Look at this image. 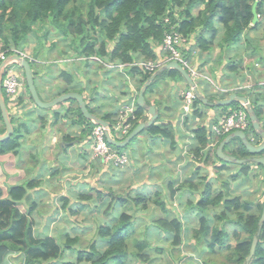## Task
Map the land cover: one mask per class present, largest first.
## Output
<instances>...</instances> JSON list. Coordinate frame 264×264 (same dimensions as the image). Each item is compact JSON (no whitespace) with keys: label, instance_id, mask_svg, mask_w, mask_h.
Instances as JSON below:
<instances>
[{"label":"trees","instance_id":"obj_1","mask_svg":"<svg viewBox=\"0 0 264 264\" xmlns=\"http://www.w3.org/2000/svg\"><path fill=\"white\" fill-rule=\"evenodd\" d=\"M77 1L82 3V0H0V43L2 48L20 49L21 40L25 38L27 31L34 30L38 25L45 35L46 25L51 24L64 38L69 39V48L75 52L76 56L86 59L97 57L105 62L128 64L137 59H156L158 56L156 46L161 45L164 32L167 30V25L163 23L165 17L177 25V30L189 41V47H197L199 52H206L212 48L211 44L217 38L220 39L218 44L222 46L221 48L231 46L239 40L240 35L243 36L246 31L258 26V23L254 26L251 25V5L254 0H88L85 5L86 15L82 13L81 7L76 5ZM194 8L197 9L195 12L192 11ZM256 11L259 17L264 16V0H258ZM216 24H219V27H216ZM91 31L96 36H91ZM186 52V56L191 55L190 49ZM196 70L198 71V69ZM231 70L233 71V67ZM167 72L169 75L182 78L175 70ZM128 73L138 75L140 85L147 81L152 74V72L139 67H131ZM163 74L160 73L156 79H160ZM62 77H65L68 83L73 81V77L67 76L65 72ZM206 83L209 85L208 82ZM211 89L213 90V88ZM212 97L211 95V101L215 99ZM8 103H6L7 108ZM194 104H201V101L196 99ZM135 105L134 116L136 119L130 120L129 118L128 121L131 123L129 133L146 118L145 108L138 106L137 103ZM251 106L260 120L261 108L258 100L252 99ZM230 107L243 108L239 102H234ZM226 108L222 107L224 110ZM78 114L85 120L80 111ZM11 117L10 115L14 127L13 134L9 139L0 142V154L16 155L19 152L21 145L19 140L22 136ZM85 121L91 128L92 123L88 120ZM0 123L2 124L1 132H3L1 112ZM147 132L152 136L159 135L164 139L168 137L172 139L170 136L172 134L161 125L153 124L147 128ZM252 133L259 138L253 130ZM195 134L200 149L197 148L193 151L195 153L193 157L198 158L195 160L205 161L208 156L200 154V150L207 145L208 141L205 130L199 128ZM224 137H221V141ZM230 142L239 143L238 155L236 154L238 158L264 156V151L256 155L247 152L238 138H234ZM201 156H203V160L200 159ZM216 158L220 160L217 156ZM251 165L255 164L237 165L236 173L229 178L215 177L218 182L216 188H212L206 177L201 179L206 180L201 184V188L193 187L187 181L181 182L176 187L169 184L167 192L169 198H172L169 203L171 207L168 206L169 204L167 205V194L164 191L159 193V188H156L157 192L149 197L142 194L134 198L126 197L127 199L124 196L114 197L109 205L110 209L116 201L122 206L130 203L132 204L130 208L133 209L132 214H116L118 222L112 229L109 227L99 229V231L106 229L99 232V239L104 241L103 249L97 250L92 242L88 251L79 250L77 252L74 250L76 257L74 262L64 261L66 255L64 247L67 246L73 250L76 238L67 236L65 243H58L51 237H36L32 232V222L21 211L22 207H25L23 202L26 191L35 183L6 184L5 195H3V188L0 187V264H9V259L19 261L18 264H123V260L127 257V239L131 236L133 223L140 219L137 216L138 211L146 210L149 202L159 207L163 217L151 219L145 224V228H147L145 233H148L150 227H153V231L157 232L159 236L156 240H160L162 244L152 247L148 243L150 233L144 234L140 240L132 239L131 244L136 249L132 251L130 257L135 261L147 263L151 258L148 254L143 255V251L154 249L157 254L166 253L175 264L173 259L178 262L179 258L172 252L175 250L180 252L177 248L181 243L186 242L185 239L189 233L195 243L197 238L194 232L196 231V234L204 232L211 256L217 254L224 258L225 262L220 264H226L228 261L230 262L228 264H244L251 240L257 236L255 252L248 264H264V222L260 230L257 225L264 200L263 168L256 164L259 173L256 172L253 176L261 175L259 184L262 185V189L259 197L241 203L246 212L241 211L239 198L231 194L234 190L230 189L228 181L230 178L235 180L238 177L247 179L251 172ZM177 190L180 191L179 196L184 192L192 196L198 194L195 203L193 200H188L185 205V213L187 215L192 213L191 220L195 223L197 219L200 224L197 230L193 227V222L185 223L187 216L179 214L175 211L176 208L172 207L173 195ZM161 196L164 200L161 199ZM97 197L100 198L101 194ZM63 199L67 200L65 197ZM213 210H216V213L213 214ZM208 234L210 238H207ZM166 244L169 246L168 248H165ZM191 263L193 262L191 261ZM203 264L214 263L204 260Z\"/></svg>","mask_w":264,"mask_h":264},{"label":"crops","instance_id":"obj_2","mask_svg":"<svg viewBox=\"0 0 264 264\" xmlns=\"http://www.w3.org/2000/svg\"><path fill=\"white\" fill-rule=\"evenodd\" d=\"M254 30H257V28L246 31L242 38L226 48H221L222 46L218 44L220 39L217 38L213 43L214 49H217L215 52L212 51L213 46L206 52H199L197 47H187L186 50L190 49L191 55L186 56L187 52L185 49H182V54L188 60L189 64L193 65L194 69H198L199 72H203L204 74H207V72L211 73L212 75L210 77L213 78H211L213 80L212 82L216 86L223 89H230L231 87L237 86V89H241L228 92L227 94L214 93L211 88L209 90L208 86L205 87L204 81L194 80L197 90L202 96L208 99V103L225 99L233 93L245 96L250 104L252 99H257L261 108V119L258 120L260 126L264 129V85H260V83L264 82V42L262 45L259 43L260 46L254 44L256 39L249 38V32ZM261 37L259 40H264V36ZM156 49L159 57L160 48L157 47ZM67 56H73L75 60L79 59V62H83L86 65L87 59L82 56H76L75 52L70 50V48L69 50H63V57L67 58ZM57 58L60 57H46L39 63L38 78L37 80L34 79V84L42 100L50 101L68 92L79 93L82 95L89 111L108 122V124H111L113 115L120 104L133 103L132 99L134 98L136 103L139 89L143 84H139L140 77L138 75H130L128 73L130 68L104 70V73L109 75L110 80L105 79L103 81V84H108L107 89L98 93L97 82H92L93 88L92 86L87 87L84 66L77 65L79 72L77 74L74 73L76 69L74 60L65 64L62 61L58 62ZM232 67L233 71L231 70ZM62 71L67 76H72L73 81L68 83L66 78L62 77L64 73ZM165 71L161 72V74H164L160 79H156L158 74L151 82L154 85H150L151 83L148 85L145 90V92L148 91V98H146L147 95L144 92V99L146 105H152L155 108L157 118L153 124L166 127L169 133L172 134L170 135L172 139L170 137L164 139L159 137V135H155L159 137L158 141H161L162 144L158 143L153 150H146V152L142 151V147L146 149L144 143L142 145H134L130 154L125 153L129 161L125 169H115L109 164L103 163L101 160H88L90 128L86 124V119L84 120L79 116L78 104L75 101L67 100L46 110L35 107L26 92L20 96L21 99L18 100V104L10 101L11 108L8 109L9 116L18 118L16 126H18V132L20 134L22 132L23 135L19 140L21 145L18 154H0V187L4 189L3 192L6 190V184L25 185L28 182H34L35 185L26 191L23 202L25 207L29 201L31 204L46 203L44 199L51 196L50 204L53 206V212H49V219L55 218L62 223L60 219L61 215L64 216L67 210H69L68 212L75 211V209H69V206L75 208L74 202H78L80 206H83L86 205L84 203L85 201L94 200L96 202V199H98L97 202H100L101 208H97V210L101 215L106 214L110 210L109 205L112 203L114 197H116L114 196L115 190H113L112 186L117 183L124 184L127 181L128 189L131 192L133 190L135 192L134 197L141 194L148 197L152 196L157 192L153 187L160 188L162 185L160 183V179H163V177H160L162 174L161 167L163 169H166V167L165 165L160 167L159 164L161 162L164 163V161L170 162L174 167L171 171L168 169L171 172V178L166 184L167 187L169 184L173 185V182L176 184L173 186L176 187L181 182H189L195 178H197V181L199 180V182L204 183L206 180L203 181L201 179L205 177L208 182H212V185L213 182H217L215 177L221 176L228 178L235 174L238 169V164L225 163L216 158L215 151L219 145L218 143L221 141V137L217 138L210 135V127L219 118L227 115L229 111L237 109L230 107L236 101L232 102L229 106H215L201 102V104H194L189 114H184L181 108V92L189 86L183 78L167 74L169 70ZM249 83H251V87L245 88V84ZM207 87L208 90H206ZM212 92L213 94H211ZM246 94L248 95L246 96ZM211 95L213 96L212 98H215L213 101H211ZM222 107L227 108L224 110ZM145 110L144 115L146 118L141 122L139 121L140 123L146 122L150 117L146 108ZM98 114L100 115L98 116ZM199 128H203L205 130V136H208L207 145L200 150V154L208 156L205 161L195 160L198 158L193 157L195 155L193 151L197 148L200 149L195 134V131ZM1 129L2 124L0 123V132ZM146 133L147 140L156 138L155 136L152 137L147 131ZM210 138H213V140H210ZM68 139L70 140L67 141ZM257 139L259 140L258 143H260L261 139ZM210 142L212 144L216 142V146L209 148ZM238 149L239 143L236 142H229L223 147L224 152L234 156L236 154L238 155ZM137 157H139V163H137ZM200 159L203 160V156ZM59 162L65 167L64 170L62 169L65 171L62 179L64 180L65 178V180L61 181L60 184H58L57 180L48 182L46 193L42 192L38 194V187L35 186H38L36 182H40V179L37 174L34 175L31 171L33 169L40 171L45 165H48L51 171L45 175V179L51 180L53 173L56 174L57 168H59ZM142 168L145 171H143L141 177L134 174ZM250 169L251 175L253 172L254 174L256 172L259 173L258 168H253V165L250 166ZM93 171L94 173L106 171L108 173L106 177H109V181L107 183H100L102 179L99 176L92 175ZM123 171L127 173V177H124L126 173ZM253 175L249 183L254 186L251 192L257 193L260 182L258 178L260 177L261 180V176L260 174L257 177ZM54 176H57V174ZM15 177L16 180L11 183V179ZM138 177L139 180L136 181L135 179ZM241 181H245V179L238 177L233 180V184L238 186V183ZM48 188H53L55 191L52 192ZM126 190L125 188L124 191ZM89 191L97 193L94 199L91 198ZM152 191L154 192L151 193ZM99 194H101L100 198L97 197ZM258 194L260 195V192ZM125 196L127 197V195ZM64 197L67 200H62ZM129 197H131V194ZM194 197L189 195L187 199L193 200V203H195L198 194H194ZM187 201L185 195L183 205H186ZM151 203L149 202L148 204ZM58 204L59 207L57 206ZM116 204L118 205L120 203ZM23 213L32 222V232L36 237H51L58 243L57 238L61 232L66 233V237H69L64 229L60 232L58 231L55 236L36 235L33 225L35 224L36 217H41V213L38 210L30 209V207L28 209L26 208ZM80 214H86V212H81ZM183 216L188 217L189 215L183 212ZM161 217L154 215L151 219ZM65 224L70 223L65 222L63 226ZM146 230L147 228H145ZM149 230L152 232H150L148 238H151L154 233V240L159 244L160 240H156L159 238L157 232H154V229ZM135 231L136 229L134 230L132 228L131 235H134ZM92 242H95V240ZM75 243H77V238ZM103 247L104 242L97 248L103 249ZM195 250L198 251L197 249ZM201 255L200 257H203V254Z\"/></svg>","mask_w":264,"mask_h":264},{"label":"rangeland","instance_id":"obj_3","mask_svg":"<svg viewBox=\"0 0 264 264\" xmlns=\"http://www.w3.org/2000/svg\"><path fill=\"white\" fill-rule=\"evenodd\" d=\"M87 2H88V0H82V3H80V1H77V4H76V5L81 7V11L85 15H86V6L85 5L87 4ZM196 10L197 9L194 8L192 11L195 12ZM257 23H258L257 30L249 32V34H250L249 38L256 39V42H254V44L259 45V43H261V45H262L264 40H259V39L262 38L261 36H264V16L258 17ZM216 27H219V24H216ZM45 28H46V34L44 33L45 35H43L44 31L41 29V27L36 25L34 30L26 32L25 38H23L21 40V44H20L21 50H23L25 53L31 55L33 58L36 59L35 60L36 62L30 63L32 73H33L35 80H37V78H38V70L40 69L39 63H41V60L43 58L45 59L46 57H54V56L57 57V56H59L60 58H57L58 62L62 61L63 63L67 64V63L72 62V60L75 61L76 69L74 70V73H77V74L79 73L78 69H77V65L80 64V65L85 67V72H86L85 77L87 79V81H86L87 87L92 86V88H93L92 82H97L98 93L107 89L108 84H103V81L105 79L110 80V77L108 74L104 73L105 72L104 70H106L107 68L105 67V65L102 62L92 59L94 57H88L87 58L88 63L86 62V65H84L83 62H79L80 61L79 59L75 60L73 58V56H69V57L67 56V58H64L63 57V50L64 49L69 50V39L64 38L63 35L58 32L57 28L51 24L46 25ZM90 35L96 36V34L93 31L90 32ZM240 38H242V35H240ZM254 44H251V45H254ZM211 46H213V43L211 44ZM216 50L217 49H214V46H213L212 51L215 52ZM189 65H191V67L193 68L192 64H189ZM18 69L20 70V68H18ZM202 74L204 75V77L201 76L199 78V80L204 81L205 87L208 86L209 90H210V88H213V86L211 85V82H210V81H213L212 80L213 78L210 77L212 74L209 72H207V74H204L202 72ZM208 80H209V82H208L209 85L206 83ZM250 84L251 83L245 84V88L251 87ZM208 87L206 88V90H208ZM236 87L237 86L231 87V88L233 90L234 89L235 90H241L239 88L237 89ZM242 87H244V86H242ZM213 89H214V93L219 92L216 88H213ZM145 93L147 95L146 98H148V91ZM5 100H6V103H8V101H9L8 108H11L9 98L5 97ZM99 115L100 114H98V116ZM11 118H12L14 124H16V122L18 121V118L13 117V116ZM21 123H24V122H21ZM144 130H143V132L139 133L136 137H134L129 142V144L127 146H125L124 148L114 147L115 151L118 153L124 152V153L130 154L134 145H137V144L142 145L144 143L146 146V149H145V147H142V151L146 152V150H153L154 147L156 146V144H158V143L162 144L161 141H158L159 137H157V136H155L156 137L155 139L153 138V139L147 140V136H146L147 129H144ZM22 135H23V133L21 132V136ZM112 135L115 138H117L118 140H122L123 138L126 137L123 135L118 136L113 131H112ZM152 137H154V136H152ZM61 156H63V155H61ZM137 158H138L137 163H139L140 162L139 157H137ZM136 164H134V165H136ZM90 165H92V164H90ZM162 165H165L166 169H163L161 167ZM159 166L161 167V171H162V174L160 177H163V179H160V183L162 185L159 188V193H162L164 191L165 194H167V205H168L172 198H169V196H168L166 184L168 183L169 179L171 178V172L170 171L174 167L168 161H164V163L161 162L159 164ZM58 167L59 168H57V171H56L57 176H54L56 174L53 173L51 180L45 179V175H47V173H49L51 171V168H49L48 165H45V167L43 169H40V171H37L35 169H33L31 171L34 175L37 174V176L40 179V182H36V184L38 186H35V187H38V189H37V191H39L38 194L42 193V192L46 193L45 191L47 190L48 182H50L52 180L53 181L57 180L58 184H60L61 181L65 180V178H64V180L62 179L63 175L65 174V171H63L65 168L64 165H61L59 162ZM168 169H170V171ZM109 170H110V168H109ZM143 171H145V170L142 168L141 170H139V172H135V173L133 172V173L138 175L139 177H141ZM123 172H122V174L126 173V172H124V173ZM107 174L108 173L106 171L102 172V173H99V172L94 173V171L92 172V175L99 176L102 179V182H100V183H105V182L107 183L109 181V179H108L109 177H106ZM253 174H254V172L252 173V175ZM252 175L250 172L248 178L245 179V181L239 182L238 186L233 184V180L231 178L228 180L230 189L235 188L234 189L235 191L232 192L231 194L233 196H237L239 198L240 207H241L242 212H246V209L243 207V205H241V203L245 200H252L256 197H259L258 193L262 189V185L258 184V192L257 193L251 192L253 187H254L253 185H251L249 183L250 182V176H252ZM127 176L128 175L126 173L124 175V177H127ZM156 176H158V175H156ZM139 177L135 180L138 181ZM17 178H18V175H17ZM196 179L197 178L189 181V183L192 184L193 187L196 186L197 188H201V184L203 182H199V180L197 181ZM15 180H16V177L14 179H11L10 182L12 183ZM258 180H260V177L258 178ZM97 183L99 184L98 180H97ZM210 183H212V182H210ZM106 185H108V184H106ZM173 185H176V184L173 182ZM212 185H213L212 188H216L218 185V182H216V183L213 182ZM127 186H128L127 181H125L124 184H122V183L114 184L112 187H113V190H115V193H114V196H116L115 198L122 197L125 195H127V198H128L130 196V194H131V197H134V193H135L134 190L132 189L133 192H131ZM58 187H59V185H58ZM125 188L127 189L126 191H124ZM153 188L156 189L155 187H153ZM174 189H176V188H174ZM48 190H51L52 192L55 191V189H53V188H48ZM5 192H6V190L3 192V195H5ZM92 192H94V191H92ZM92 192L89 191L91 198L94 199L97 193L96 192L92 193ZM153 192L154 191H152L151 193H153ZM179 193H180V191H178V190L175 191V193L173 195V200H172V204H173L172 207L174 209L176 208L175 211H177V212H179V214L183 215V212H185V205H183V198L186 195V201H187L189 194L184 192V193H181V195L179 196L178 195ZM125 198H126V196H125ZM161 199L164 200V198L162 196H161ZM97 201H98V199H96V202L94 200L85 201L84 203L86 205H83V206H80L78 202H74L75 208L69 206L70 207L69 209H75L74 212L73 211L68 212L69 210H67L65 212L64 216L60 214L61 215L60 219H61L62 223L57 221L55 218L49 219V215H48L49 212H53V206L50 204L51 196L44 199V202H46V203H39V204L34 203V204H36V205H34V204H31L30 201L27 202L26 207L23 206L21 211H25L26 208L28 209L30 207V209L38 210L41 213V217L40 218L36 217L35 224L33 225L35 234L38 236H44V235L45 236H48V235L55 236V234L58 231L60 232L62 229H64L68 233L69 237H76L77 243H75L73 250H71L67 246L64 247L65 248L64 252H66V255L64 257V261L74 262L76 260V257H75L74 252H73L74 250L77 252L79 250L88 251L93 240H95L93 245H96V247L101 246L102 242H104V241L102 239H101L102 241L99 239V235H100L99 232L104 231L106 229H102L100 231H99V229L101 227H109L110 229H112L116 225V223L118 222V218H117L115 213H123V214L131 215L133 212V209L130 208L132 205L130 203H128L125 206H122V204L117 205L116 203H114L111 205V209L106 214L101 215V213L97 210V208L98 209L101 208V205H100V202H97ZM79 202H82V201H79ZM57 206L59 207V204ZM168 206L171 207L170 204ZM160 211L161 210L159 209V207L155 204H152V203L149 204V207L146 211H144V212L138 211L139 213L137 214V216L140 219L133 223V229L134 230L136 229V231L134 232V235H131L127 239L128 244H127L126 248L128 249V251H127L126 259L123 260V264H173L172 260L169 258V256L166 253L157 254L154 251V249H152V250L149 249V251H147L145 249L143 251V255L148 254V256L151 258L150 261H148L147 263H144L142 261L137 262L130 257L132 254V251L134 249H136L131 244L132 243L131 240L132 239L140 240V238H143L144 234L148 235V233L152 232L151 230H149L148 233H145V224L150 222L151 218L154 215L161 217L162 214ZM81 212L82 213L86 212V214H80ZM212 212L214 214V213H216V210H213ZM100 217H101V219H100ZM191 217H193V216L189 215L186 218L185 223L193 222V220H191ZM65 222H69L70 224H65L63 226V224ZM193 223H191V224H193ZM191 224H189V225H191ZM199 226H200V224H199L198 220L196 219L193 227H195L197 230L199 228ZM150 229L153 230V227H150ZM194 234L196 235V238H197L195 243L193 241V238L191 237V234L189 233L187 238L185 239L186 242L181 243L177 248L178 250H180V252L176 251V250L172 252L175 256H178V258H179L178 262L175 259H173L175 261V264H187L188 262L191 263V261L194 264H203L204 260H208L209 262L214 263V264H220L221 262H225L224 258L219 257V255H217V254H214L215 256H211V254L209 253V249L207 247V242L205 240L204 232H198L196 234V231H195ZM154 237H155V234L153 233V236L148 239V243L152 247L160 246L162 243L158 244L154 240ZM207 238H210L209 234L207 235ZM57 239L60 243H65L66 242V233L61 232ZM232 244H233V242H232ZM168 247L169 246H165V248H168ZM195 249H197L199 252L196 251ZM97 250H102V249L97 248ZM200 253L203 254V257H200V256H202ZM8 263L9 264H18L19 261H14V260L9 259ZM193 263H191V264H193ZM228 263H230V262L228 261ZM228 263H226V264H228Z\"/></svg>","mask_w":264,"mask_h":264},{"label":"built area","instance_id":"obj_4","mask_svg":"<svg viewBox=\"0 0 264 264\" xmlns=\"http://www.w3.org/2000/svg\"><path fill=\"white\" fill-rule=\"evenodd\" d=\"M164 23L168 25V30L164 33L162 44L160 45L161 49V59L155 60H143L137 59L131 63H112L105 62L97 57L92 59L102 62L107 70L113 69H129L131 67H139L143 70L153 72L158 68L162 67L164 64H167L171 61L179 63L182 67L186 68L190 77L199 81L201 76L204 75L192 68L189 65L187 59L183 57L182 49H186L188 42L187 39L182 36L178 31L174 29L169 23V19L165 18ZM17 55L22 59L27 60L29 63L36 62L35 59L25 53L23 50L14 47L2 48L0 43V63L5 61L9 56ZM18 66L14 62L8 63L4 68V73L2 77V90L5 93L6 97L11 100V102L17 103L21 99V95L26 92L25 79L22 70L17 68ZM209 82V80L207 81ZM211 85L213 88H216L220 93L227 94L228 92H234L232 88L222 89L217 87L212 81ZM264 85V82L260 83ZM214 91V89H213ZM197 96L192 88H188L181 93V104L182 112L184 114H189L192 110ZM133 103L129 104H120L117 111L113 115L112 122L109 126V134L115 132L117 135H127L131 129V123L128 121L135 120L136 117L134 113L136 111L135 98L132 99ZM243 107V106H242ZM233 131H242L247 132V136L251 142H255V136L250 131V121L247 112L244 108L237 110L229 111L227 115L219 118L216 123L212 124L210 127V135L214 137H220L227 135ZM106 129L98 124H93L89 132V151H88V160L95 161L101 160L103 163L109 164L115 169L125 168L128 164V158L125 153H117L113 146H111L105 136ZM213 140V138H210ZM216 143V142H215ZM214 144L210 142L209 148H213Z\"/></svg>","mask_w":264,"mask_h":264},{"label":"water","instance_id":"obj_5","mask_svg":"<svg viewBox=\"0 0 264 264\" xmlns=\"http://www.w3.org/2000/svg\"><path fill=\"white\" fill-rule=\"evenodd\" d=\"M257 3H258V0H254V2L251 5V13H252L251 25L252 26H254L257 23L258 17H259V15L257 14V11H256ZM10 62L16 63V65L22 69L28 93L30 95L32 102L34 103V105L37 108L46 110V109H49V108H51L57 104L64 102V101L74 100L78 104L79 111L81 112L82 116L86 120H88L89 122H92L94 124L101 125L106 129L105 136H106L107 142L111 146L116 147V148H124L140 132H142L144 129H147L150 126H152L154 120L157 118V114H156L154 106L146 105L145 99H144V92H145L146 88L148 87V85L156 78V76L165 70L177 71L182 76V78L185 80V82L188 84V86L193 89V91L195 92V94L197 96V99H199L201 102L208 103V99L205 98L204 96H202L199 93V91L197 90L196 84L191 79L189 73L179 63L171 61V62L167 63L166 65H164L163 67L156 70L150 76V78L143 83L142 87L139 90V94H138L136 103L138 106L144 107L147 109L148 114L150 115L149 119L144 123H140V124L136 125L123 140L119 141V140L112 138L110 136L108 122H106L105 120L95 116L94 114H92L89 111V109L87 108L86 103L84 102L81 94L75 93V92H68V93L59 95L50 101L42 100L41 97L39 96L38 91L36 89V86L34 84V76L32 73L30 63L27 60L22 59L17 55H11L5 61L0 63V112H1V117H2V121H3V127H4V131L0 134V142H3L5 140L9 139L12 136L13 130H14L13 125H12L11 120H10L8 108L6 106V101H5V97H4V94L2 91V85H1L2 77H3V73H4V68ZM234 101L239 102L243 106L245 111L247 112L250 123H251V127H252L254 133L261 138V143L259 145H254L248 140V138H247L246 134H244V132L233 131L232 133L228 134L219 143V145L217 146L216 151H215L216 156L225 163H233V164H238V165L243 164V163L259 164L262 166L263 172H264V156L263 155L254 156L251 158H238L237 156L227 154L223 150V147L225 145H227L232 139L238 138L242 142V144L245 147V149L247 150V152H249L250 154L256 155V154H259L262 151H264V129L260 126L258 117L256 116L250 102L248 101V99L245 96H241V95H237L236 93H233V94H230L225 99L215 100L213 103H208V104L215 105V106H229ZM263 222H264V200H263L262 211H261L260 217L258 219V223H257L258 230H260ZM257 241H258L257 236H254L251 240L249 252H248L247 257L245 258L244 264H248L250 259L253 257L254 252H255V248L257 245Z\"/></svg>","mask_w":264,"mask_h":264},{"label":"clouds","instance_id":"obj_6","mask_svg":"<svg viewBox=\"0 0 264 264\" xmlns=\"http://www.w3.org/2000/svg\"><path fill=\"white\" fill-rule=\"evenodd\" d=\"M165 18H168V17H165ZM165 18H164V19H165ZM168 19H169V18H168ZM163 23H164V20H163ZM169 23H170L172 26H174V29H175L176 31H178V30H177V25L171 23L170 20H169ZM164 24H166V23H164ZM166 25H167V24H166ZM167 30H168V25H167ZM167 30H166V31H167ZM166 31H165V32H166ZM165 32H164V33H165ZM178 33H180V32L178 31ZM180 34H181V33H180ZM163 36H164V35H163ZM185 38H186V37H185ZM186 39H187V38H186ZM187 42H188L187 47H189V41L187 40ZM161 44H162V43H161ZM157 47L160 48V45L156 46V48H157ZM183 57H184V56H183ZM34 59H35V58H34ZM156 59H158V60L161 59V49H160V55H159V57L157 56ZM185 59H186V58H185ZM35 60H36V59H35ZM164 65H166V64H164ZM164 65H163V66H164ZM163 66H162V67H163ZM18 67H19V66H18ZM19 68H20V67H19ZM160 68H161V67H160ZM183 68H184V67H183ZM20 69H21V68H20ZM158 69H159V68H158ZM158 69H157V70H158ZM184 69L187 71L186 68H184ZM21 70H22V69H21ZM155 71H156V70H155ZM155 71H153L152 74H153ZM22 72H23V71H22ZM187 72H188V71H187ZM152 74H151V75H152ZM23 75H24V74H23ZM24 79H25V78H24ZM191 79H192V78H191ZM192 80H193V79H192ZM193 81H194V80H193ZM194 82H195V81H194ZM1 85H2V81H1ZM25 85H26V82H25ZM188 88H189V87H188ZM188 88H187V89H188ZM2 91H3V90H2ZM26 93H28L27 86H26ZM181 93H182V92H181ZM3 94H4V96L6 97V95H5L4 92H3ZM28 95H29V93H28ZM6 98H7V97H6ZM29 98H30V95H29ZM30 100H31V99H30ZM10 101H11V100H10ZM15 104H16V103H15ZM33 104H34V103H33ZM34 106H35V105H34ZM35 107H36V106H35ZM249 121H250V120H249ZM91 123H92V122H91ZM93 124H94V123H92V126H93ZM109 126H110V124H109ZM250 127H251V123H250ZM252 130H253V129H252V127H251V128H250L251 133H252ZM89 132H90V131H89ZM231 133H232V132H231ZM229 134H230V133H229ZM244 134H246V136L248 135L247 132H246V133L244 132ZM227 135H228V134H227ZM227 135H224V136L226 137ZM253 135H254V134H253ZM110 136H111L112 138H115L114 136H112V132H111V135H110ZM254 136H255V135H254ZM220 137H222V136H220ZM225 137H224V138H225ZM258 137H259V136H258ZM207 138H208V136H207ZM224 138H223V139H224ZM247 138H248V136H247ZM259 138H260V137H259ZM115 139H117V138H115ZM260 139H261V138H260ZM248 140H249V138H248ZM249 141H250V140H249ZM258 141H259V140H258L257 137L255 136V142H251V141H250V142H251L252 144H254V145H259L261 142L258 143ZM214 146H216V143H215ZM253 164H255V163H253ZM256 167H257L256 164L253 165V168H256Z\"/></svg>","mask_w":264,"mask_h":264}]
</instances>
